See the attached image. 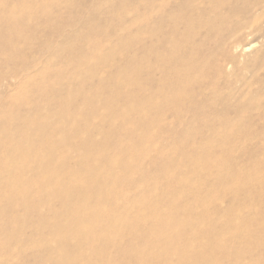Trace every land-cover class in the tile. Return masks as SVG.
Returning a JSON list of instances; mask_svg holds the SVG:
<instances>
[{
  "label": "bare ground",
  "instance_id": "bare-ground-1",
  "mask_svg": "<svg viewBox=\"0 0 264 264\" xmlns=\"http://www.w3.org/2000/svg\"><path fill=\"white\" fill-rule=\"evenodd\" d=\"M188 1L184 0V4H156V2L150 4V12L154 17H159L152 24L151 37L161 34L153 41V49L150 47V63L147 64L150 65L151 73L160 72L158 80L152 83L155 92H150L149 96H143L144 87L138 83L139 78L134 73H130V77L126 78V74L125 78L120 76L116 79H109V77L105 78V76L100 75L101 77L95 84L96 88H91L93 91L88 90L91 100L88 103L97 106L90 112L93 116L92 119H82L80 115L71 112L66 103V106H61L59 111L55 112L57 120L52 119L44 122L39 113L32 116V120H28L27 117L28 125L26 129L36 128L40 132L35 136L33 142H35L34 145L43 146V150L35 151V148L27 147L22 142L24 140L22 135L21 142L15 143L13 140L18 137L4 131L8 139V142H5V144H8L7 149H12L10 152L0 151V200L5 203L2 211L10 212L16 208H18L17 211H20L19 208H21L25 215L24 217L20 216L22 219L20 217L15 218L16 213L12 215L11 222L15 225V228L0 231V236L4 241L17 238L23 240L26 247H23V252L21 249L17 252L26 253L31 251L32 254L36 253L37 255L40 247L56 245L58 241H54L53 237L59 236L58 233L64 231L65 236L61 239L72 246L70 251H67V255L61 254L58 249L50 250L49 253L51 254H47L45 250L46 253L44 254L46 256L40 257L41 259L38 257L37 264H94L96 259L108 257L109 254L105 249L95 248L96 245H103L104 243L106 245V241L113 236L126 238L127 249L121 251L118 248V251L122 252L129 260H134L137 256L136 261L132 260L135 264H150V261L153 260L156 263L166 261V264H239L240 260L245 258L249 259L251 264H264V255L255 258L256 253L264 249V222L251 216L255 211L264 212V193L262 191L264 186L262 185L263 187L259 191L257 190L255 195L253 193V195H249L250 192L247 195L239 194V187L249 185L261 176L258 171L247 167V172H233L230 178L222 177L216 180L218 190L215 193H230L237 201L240 200V203L243 198L246 204L249 203L248 207L246 205L249 209L248 211L245 209V212L233 211L230 207H214L211 200L210 203L204 204L199 199L202 189L197 188L196 184L192 182L193 176L191 174L183 172L180 176L176 175L175 178L165 172L167 175H164V180L175 182V185L169 190L173 194V196L170 195L171 198L174 197L173 200L169 198V203L178 204L186 200L181 207L183 212L180 214L182 215L175 224L164 222L163 219L155 223L150 221L152 212H155L154 208L150 207V201H147L149 198H146L147 192L150 191V183L144 185L146 188L142 186L140 189L136 186V190L140 189L139 192L136 191V193L130 194L131 190L135 191V187L131 186V189H123L118 186L112 192L116 185L113 184L112 186L111 182L110 184L108 182L109 178L114 175L113 173L123 175L126 170H129L126 165L142 161L150 154V135L138 132V129L135 128L137 125L130 127L125 122L127 120L126 116L129 114H138L140 110L149 105L153 108L156 105L155 100L160 101L155 110L157 115L167 114L179 123L187 122L186 124L201 118L218 119L221 122L217 130L222 134H230L237 129V124H231L230 121L253 118L264 120V74L259 77L255 88H252V85L248 83L244 84L243 87H236L234 81H232V76L227 73L231 68L230 66L238 60L235 56L237 53L244 60L246 59L245 48L251 47V44H253L251 41L254 42L252 40L254 33L250 31L255 24L264 21V4H262V0H202L204 4H193L194 0ZM71 6L72 4H68V7ZM169 6L172 7L170 11L167 10ZM27 15L28 13L26 14L25 11L20 15L14 9L0 14L1 21L5 23L4 27L8 31L7 37L0 36L1 45L11 44V46H15L16 44L15 48L12 46V49L7 52L9 56H13L19 49L18 47L28 48L33 46L32 40L29 38L30 33L33 34L36 31L34 29H38V27L33 28L36 23L31 21V17H29L30 24H35L29 27L28 19H25ZM125 27L124 29L127 30L128 26ZM90 31L93 32L91 29ZM260 32H263L262 27L256 30V34ZM118 37L116 39L119 40ZM116 39H112L108 33L103 35L101 42L94 43L88 39L86 44L88 50L77 51L78 55L70 60L67 65H61L62 69L68 71V76L71 79L74 76L78 77L81 69H88L87 74L81 77L83 86H86L89 81H94L98 77L95 67L98 69V67L106 66L107 58L104 57L109 52L106 54L105 51ZM104 47H107V49ZM26 51H31V49L29 48ZM261 52L257 50L252 53L250 56L252 61L244 67L246 69L245 73L249 71L257 74L264 67V53ZM47 68L45 66L36 73H27L21 81L18 80L19 83H16L15 92L3 98V103L0 105V114L7 115L9 118L13 116L9 107H5L10 103H15L19 107L27 106L29 102L24 95L27 92V87L35 82L36 97L41 101H45L48 94V89L44 88V79L48 73ZM58 75L60 77L55 78L56 81L53 84L64 80L62 78L64 71H59ZM70 78H68L69 81H71ZM110 83L113 85L119 83L133 85L134 90L129 97L124 99L127 101L126 108L118 107L120 103L118 100L112 102L105 100L104 86ZM99 97L103 102L98 105L97 102H94ZM69 118L70 120H68ZM140 122H144L146 125L147 120L142 119ZM151 123H155V121ZM157 124L160 127L162 125L160 120L157 121ZM49 126L56 129L70 127L71 131L65 138L57 137L52 132L48 137L44 136L47 135L44 132ZM79 128L90 132V134L80 139L79 135L76 136ZM262 129L264 130V125ZM122 130L127 133V137L124 136L126 155L124 157H111L104 162V168H100L99 163L97 164V161L100 160L98 154L102 150L110 148L108 147V145H111L109 137L115 139L118 134L122 133ZM1 131L0 129V133H2ZM108 133L111 135L109 136ZM96 136L101 137L100 141L95 139ZM64 141H68L74 150L69 149V151L61 152L60 145ZM247 143L246 140L241 142V151L248 148ZM4 145L1 146L0 144V150ZM118 146H120L119 143L114 142L112 149ZM188 148L192 152L197 151L194 144ZM76 152H79L78 155L82 156L79 157V161L77 160L76 163L72 164V158ZM198 154L200 153L195 154L196 159L186 160L187 163L191 164L190 167H195L194 160L198 162V158H204V165L206 164L210 168L219 164L232 166L231 162L218 159L210 163L205 159L206 155L201 157ZM21 159L25 161L22 171L18 169ZM184 165L186 164L184 163ZM189 166L187 171H189ZM67 169L70 172L63 174L62 172ZM162 170L164 171V169ZM130 171L132 173L137 172L134 168ZM27 174H33L34 178L41 181L37 185L32 184L30 183L31 178L27 177ZM100 175H104L108 181L99 182ZM229 181L232 182V185L228 184ZM33 192L38 194L35 199L39 200L36 201H40L39 203L47 207L49 212L47 217L40 214V207L34 204ZM176 197L182 200L174 202ZM228 197L230 196L228 195ZM207 198L209 199V197ZM230 200L232 201L231 197ZM85 202L90 204V208L83 210L81 206ZM234 204L236 205V202ZM161 205H164V203ZM198 205L203 210L202 213H199L200 215L198 214L199 217L192 218V213H188L190 214L188 216L187 211L192 212L193 208ZM166 206L170 205H167L166 202L164 207ZM171 208L169 211H171ZM71 209L77 210V214H74V211L71 213ZM119 210L122 213L121 217L117 215ZM207 210H214L213 212L217 216L210 215L209 217ZM211 214L213 213L211 212ZM220 214L222 217H220ZM201 218H208L211 227L214 225L217 228L227 229V227H230L233 230L236 229L230 235L231 237L225 234L226 231H224V234H217V236L220 235L219 240L228 241L227 246H224L226 244L214 245L213 242H209L210 239L205 243L202 241V237L198 238L196 234L193 235L198 230L197 223ZM142 223L145 224L147 230L142 227ZM176 225H178L177 228H175ZM207 225L209 224L207 223ZM242 225L247 226V228ZM26 227L32 228L36 237L43 229L44 233H46L45 230H49L50 233H47L52 236H41L42 231L39 238L32 235L26 237L23 234ZM211 227L210 230L209 227L207 229L212 231ZM212 233L213 231L211 234L208 232L204 234H210L213 237ZM88 234L97 238H86L85 236H88ZM57 239L59 238L57 237ZM156 242L158 244L160 242V246L163 245L160 248L163 251L151 255L148 250L156 245ZM1 243L0 264H16L15 262L10 263L11 259L14 260V258L17 262L19 255L16 256V249H13L14 252H7L6 250L5 253L2 246L7 243ZM68 253L70 254L68 255ZM174 256H176L175 259ZM173 260L176 262H173Z\"/></svg>",
  "mask_w": 264,
  "mask_h": 264
},
{
  "label": "rangeland",
  "instance_id": "rangeland-1",
  "mask_svg": "<svg viewBox=\"0 0 264 264\" xmlns=\"http://www.w3.org/2000/svg\"><path fill=\"white\" fill-rule=\"evenodd\" d=\"M165 1L166 0H0V14L6 11L8 12V10L10 11L11 9H14L15 11L17 10L20 15H22V12L25 11L26 14L28 13V15L25 17V19H28V23L30 24L31 21H33L36 23L33 28H36V26L38 27V29H34V31L36 30V33H30L29 38L32 40L33 46H30L28 48H16L18 50L16 53L13 54L14 57L12 55L9 56L7 54V52L12 49V46L14 45H1L0 43V105H2L1 103H3V98H5L8 94L15 92L16 83H19L18 80L21 81V79L27 73L29 74L31 72L33 74L34 72L36 73L38 70H41L45 66L48 67V73L46 74L47 76L44 79V88L48 89V100L46 98L45 101H41L38 99V97H36L35 82L34 84H30L27 87V92L24 95L25 99H27V101L29 102L27 106L24 105V107H19L15 103H10L5 107H9V110L12 111L11 113L13 116H10L9 118L7 115L0 114V129L3 133H0L1 146L4 145L5 142H8V139L4 134V131H8L12 133L11 135H15L16 137H18L16 140H13L15 143L21 142L22 135L24 136V140L22 142L26 144L27 147L35 148V151L43 150V146H38L37 144L34 145L35 142H33V140L35 136L40 132L36 128L26 129V126L28 125V120H32V116H34L36 113L41 114V119L44 122L50 121L52 119L57 120L58 118L57 116H55V112H58L59 108L61 106H66V104L67 108H69L71 112H75L76 114L80 115L82 119H92L93 116L90 112L94 109V107L97 106L88 103V101H91L90 93L88 92V90L96 88L95 84L101 77L100 75L105 76V78L109 77V79H116L120 78V76H123L125 78L126 74V78L128 76L130 77L129 74L134 73L135 76L139 78L138 83L142 87H144L143 96H149L150 92H155L154 85L152 86V83L158 80L160 72L158 71L155 73H151L150 65L147 64L150 63V47L151 49H153V41L160 37L161 34H159L158 36L155 35L151 37L150 31L153 26L152 24L159 17H154V15L150 12V4H155V2L156 4H184V0H168L167 3H165ZM68 4H72V6L68 7ZM193 4L204 3H202V0H194ZM262 4H264V0H262ZM171 9L172 7L169 6L167 10L170 11ZM29 17H31V21ZM4 24L5 23H2L0 18V36L7 37L8 31H6ZM32 24H30L29 27H32ZM125 26H128L127 30L124 29ZM260 27H262L263 32L256 34V30ZM90 29L93 32H91ZM250 32L254 33L252 36V40H254V42L251 41L253 43L251 44V47L245 48L247 54L246 59L244 60L241 55H237L238 53H235V56L238 60L236 61V63L230 66V70L227 71V73H230V75L232 76V81H234L236 87H243L244 84L248 83L252 85V88H255V85L258 83L259 77L264 74V67H262V69H260V72H258L257 74H254L253 72L250 73L249 71L248 73H245L246 69L244 68L245 66H247V64H249V62L252 61V58L250 59L252 53L257 50L262 51L261 53H264V21L260 24L259 22L255 24ZM106 33H108V35H111L112 39H116L119 35L120 37H118L119 40H113L111 46L108 47L109 49H107V47H104L105 49H107L105 51L106 54L108 52L109 53L104 57L107 58V63L105 62L106 66L104 65V67H98V69H96L97 67H95V71L97 72L98 77H96L94 81H89L86 86H83V79L81 77L87 74L86 71L88 69H81L78 77L74 76L71 79L70 76H68V71L66 69V71L63 70L61 65H67L70 60L74 59L78 55L77 51L88 50L86 48L88 39L93 41L94 43L101 42L100 40L103 39V35H105ZM15 46L13 48H15ZM113 46L115 47L112 48ZM29 48L31 49V51H26ZM22 49L24 52L21 51ZM132 68H134L135 70H133ZM119 70L121 71V74L119 73ZM59 71H64V75L62 78L66 81L63 80L60 83L53 84L56 81L55 78L60 77V75H58ZM68 78H70L71 81H69ZM104 89L105 90L103 91L105 100L107 102L118 100L120 101L118 107H123L124 109V107H127V101L124 99L130 96V93H132L134 87L131 84L122 85L121 83H119L113 85L110 83L104 86ZM155 101L156 105L153 108L149 105L140 110L138 114H129L128 116H126L127 120L125 122L126 124L130 125V127L137 125L135 126V128L138 129V132L147 133L150 135V154L148 155V157L144 160L142 159V161L126 165L127 169L129 170H126L124 172L125 175H118L117 173H113L114 175L109 178V181L105 179L104 175H100L98 178L99 182L108 181L109 184L111 182L112 186L113 184H115L116 186L112 189V192L113 190L115 191L118 186L123 189H131V186L135 187V191L131 190L130 194L133 192L136 193V191L139 192L142 186L150 183V191L147 193L152 198H150L147 194L148 197L146 196V198L149 199L145 200H147L148 202L150 201V207L154 208L155 212H152V215L150 216V221L153 223L158 221L160 222L161 219H163L164 222L167 221L169 223L172 222V224H175L176 222H178L179 217H181L182 214L180 213L183 212L181 207L186 202L185 200L179 202L178 204L169 203V198L170 200H173L174 198H171L170 195L173 196V194L169 190L172 186L175 185V182L164 180V175L167 174L175 178L176 175L180 176L183 172H188L187 174H191L193 176L192 182L196 184L197 188L202 189V193L199 199L204 204L210 203L211 200V202H213L214 207H230L233 209V211L240 210L245 212V209L248 211L249 208L247 207L249 203L246 204L243 198V202L241 200L240 203V200L237 201L234 197H232V195H230V193L221 192L216 194L215 192L218 190L216 180L222 177L230 178L232 177L233 172H247L246 168L249 167V169H254L255 171H258L259 175L261 176L256 181L251 182L249 184L250 186L246 185L239 187V194L247 195L250 192L249 195H255V193H257V190L259 191L264 186V130L262 129V126L264 125V120L257 118L233 120L230 121V123L237 124V129L233 130L230 134H222L219 133L217 130V127L221 122L218 119L201 118L186 124L187 122L179 123L176 119L169 117L167 114L159 116L157 115L155 110L159 105L160 101ZM102 102L103 101L99 97V99H96L94 103L99 105V103ZM142 119L147 120L146 125L144 124V122H140ZM68 120H70V118ZM158 120H160V122L162 123L161 127L157 124ZM153 121H155V123H151ZM58 122L60 121L58 120ZM70 131V127H67L66 129H64V127L56 129L49 126V128L44 132V134L47 135L44 136L48 137V135L52 132L53 135H56L57 137L65 138L66 135L70 133ZM77 132L78 134L76 135V133H74V135H79L80 139L85 137V135L90 134V132L84 131L81 128H79ZM108 135L110 136L111 134L108 133ZM124 136L127 137V133L126 131L122 130V133L118 134L115 139L109 137L111 145H108V147L110 148H107V150H102L98 154L100 160L97 161V164L99 163L98 166L100 168H104V162H106V160H109L111 157H124L126 155L127 151H124L126 149ZM95 139L100 141L101 137L96 136ZM244 140L248 142V148L246 150L241 151L240 144ZM114 142H118L120 146L116 147L115 149H112V147L114 146ZM193 144L197 148L196 152H192L188 148L190 145ZM7 146L8 144H5L0 151L10 152L12 148L7 149ZM60 146L62 148L61 152H66L69 151V149H73V147H71L68 141L61 142ZM78 153L79 152H76L74 157L72 158V164L76 163L77 160L79 161V157L82 156L78 155ZM197 153H200L198 155H200L201 157H205L206 155L205 159L210 161V163L213 161L215 162L218 159L231 162L232 166L227 164H219L210 168L206 164L204 165V158H198V162L197 160H194L195 167H190L191 164L187 163L186 160H192L193 158L196 159L195 154ZM251 154L253 157L251 156ZM22 161L24 160L21 159L20 165L18 167V169L21 171L23 169V163H25V161ZM184 163L186 165H184ZM188 166L189 171H187ZM164 167H166L167 169H165ZM132 168L137 171L136 173H139H132V171H130ZM162 169H164V171ZM68 172L70 171L67 169L64 170L62 173L67 174ZM162 172H167V174H164ZM26 176L31 178L30 183L32 184L37 185L41 181L40 179L34 178L33 174H27ZM21 181L23 180L21 179ZM231 183L230 181L228 182V184L232 185ZM129 186L130 188H128ZM136 186L140 187V189L136 190ZM144 188L146 187L144 186ZM262 189H264V187ZM262 191L264 193V190ZM32 195H34L35 199L38 194L37 192H33ZM228 195L231 197L232 201L230 200V197H228ZM207 197H209V199ZM34 199V204L40 207V214H43L44 217H47L49 215L47 207L44 204L39 203L40 201H36L39 199ZM179 200L182 199L176 197L174 199V202H178ZM166 202L167 205H170L168 206L169 208L166 206L167 210L165 209L166 207H164ZM234 202H236V205L234 204ZM163 203L164 205H161ZM4 205L5 203L0 200V231L15 228V225H13L11 222V217L15 213V218H19L20 216L24 217L25 215V213L23 214L24 211L21 208H19L20 211H17L18 208L10 212L2 211ZM198 206L193 208L192 212L187 211V215L189 216L192 213V218H194L195 216L199 217V213H202L203 210L200 205ZM81 207V209L83 210L89 209L90 204L85 202L84 205L82 203ZM160 207L162 208L160 209ZM170 208L171 211H169ZM156 210L159 212H157ZM70 211L71 213H73L74 211V214H77V210L71 209ZM213 211L207 210V214L209 217L210 215L217 216V214H215V212ZM211 212L213 214H211ZM117 215L119 217L122 216L121 210L118 211ZM161 215L164 216L162 217ZM251 216L256 217V219L258 218L257 220L261 219V221L264 222V212L262 213L260 211H255L252 213ZM21 217L20 219H22ZM158 217L160 218V220ZM220 217H222L221 214ZM129 219L131 220L130 216ZM201 219H199V222L197 221L198 230L200 231L198 232L197 230V232H194L193 235L195 236L196 234V237L198 238L202 237V241H204L205 243L206 241L208 242V239H210L209 242H213L214 245L226 244L224 246H227L228 241L225 242L223 241V239L219 240L220 235L217 236V234H224V231H226L225 234L230 236L232 235V232L236 231V229L233 230V228L230 227H227V229L223 227H218V233L217 226L213 225V227H211L208 218L202 220ZM204 221L207 222L205 223ZM207 223L209 225H207ZM177 226L178 225H176L175 228H177ZM242 226L247 228V226L245 225ZM142 227L145 229V224ZM208 227L209 230L210 227L212 228V234L216 240L211 237L210 234L212 231H209L207 229ZM204 229L208 230L207 232L210 234L206 235L207 232ZM145 230H147V228ZM42 231L43 233H41ZM42 231L40 232L42 234L41 236L44 235L46 237L48 235V237H50L51 234L47 233L49 232V230H45L47 234L44 233V229ZM202 232L206 234H202ZM23 234L26 237H31V235L36 237L34 230L29 227H26L24 229ZM39 234L37 235L38 238L40 237ZM58 234L60 236L59 237L57 235L59 239H57V237H53L54 241H58L57 244H53L54 246L48 245L43 248L40 247V250L39 252H37V255L36 253L32 254L31 251L22 253V249L23 247H26V243L21 239L17 238L10 239L9 241H4L1 239L0 236V242H2L1 244H3L4 242L7 243L2 246V248H4L3 251L5 253L6 250L7 252H10L13 251L14 248L16 249V251L14 250L15 252L20 249L22 251L21 253L20 251L16 253V256H20H18L17 262L14 258V260L11 259L10 263L15 262L16 264H37L39 261L38 257L40 258L42 256H46L44 254L46 252L47 254H51L49 253L51 252L50 250L58 249V251L61 252V254L63 255H67V251H70V247L72 246L63 242L64 240L61 239L65 236V232L63 231ZM85 237L95 239L97 238L95 236L92 237L90 234ZM118 237H111L110 240L106 241V245H104L105 243L103 245L97 244L98 247L96 245L95 248L105 249V251H107V253L109 254L108 257H100L99 259H96V261H94V264H97V262L98 264H135L133 263V261H136L137 256L134 258V260L132 259V261L129 260L122 252L120 253L118 251V248H120L121 251H123V249H127V242L125 240L126 238ZM160 242L159 244L158 242H156V245H153L149 248V254L155 255L158 254L160 251H163L162 249H160L163 246L162 244V246H160ZM157 250L159 251L157 252ZM258 252V255L256 253L255 258L264 255L262 254L264 253V249L263 251L259 250ZM69 254L70 253H68V255ZM175 258L176 256H174V259ZM161 262L162 263H156V261L153 260L152 262L150 261V264H166V261ZM173 262L176 261L173 260ZM239 264H251V262L249 259L245 258L240 260Z\"/></svg>",
  "mask_w": 264,
  "mask_h": 264
}]
</instances>
